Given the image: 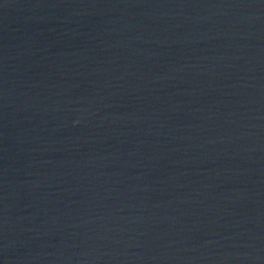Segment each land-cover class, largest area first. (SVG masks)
<instances>
[{
	"label": "water",
	"instance_id": "obj_1",
	"mask_svg": "<svg viewBox=\"0 0 264 264\" xmlns=\"http://www.w3.org/2000/svg\"><path fill=\"white\" fill-rule=\"evenodd\" d=\"M0 264H264V0H0Z\"/></svg>",
	"mask_w": 264,
	"mask_h": 264
}]
</instances>
